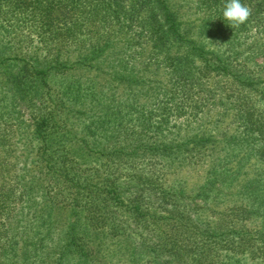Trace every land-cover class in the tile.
Instances as JSON below:
<instances>
[{
	"label": "trees",
	"instance_id": "trees-1",
	"mask_svg": "<svg viewBox=\"0 0 264 264\" xmlns=\"http://www.w3.org/2000/svg\"><path fill=\"white\" fill-rule=\"evenodd\" d=\"M227 2L0 0V264H264V0Z\"/></svg>",
	"mask_w": 264,
	"mask_h": 264
},
{
	"label": "clouds",
	"instance_id": "clouds-1",
	"mask_svg": "<svg viewBox=\"0 0 264 264\" xmlns=\"http://www.w3.org/2000/svg\"><path fill=\"white\" fill-rule=\"evenodd\" d=\"M251 15V8L241 3V0H228L224 5L223 18L231 28L245 24Z\"/></svg>",
	"mask_w": 264,
	"mask_h": 264
},
{
	"label": "rangeland",
	"instance_id": "rangeland-1",
	"mask_svg": "<svg viewBox=\"0 0 264 264\" xmlns=\"http://www.w3.org/2000/svg\"><path fill=\"white\" fill-rule=\"evenodd\" d=\"M21 111H23V110H21ZM22 114H23L24 116H26L25 113H22Z\"/></svg>",
	"mask_w": 264,
	"mask_h": 264
}]
</instances>
